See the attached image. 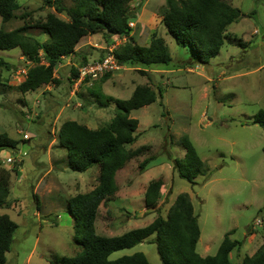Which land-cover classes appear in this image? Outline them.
<instances>
[{"label": "rangeland", "instance_id": "obj_1", "mask_svg": "<svg viewBox=\"0 0 264 264\" xmlns=\"http://www.w3.org/2000/svg\"><path fill=\"white\" fill-rule=\"evenodd\" d=\"M17 1L20 8L5 25L7 31L26 25L30 36L46 43L47 36L35 24L48 14L68 21L65 12L55 11L54 0ZM227 1L244 16L227 29L220 53L203 64L194 62L189 49L167 34L161 23L165 0H127L125 7L137 15V23L128 27L129 36L140 46H147L153 34L162 37L172 58L167 66L145 70L121 65L107 78L77 88L70 81L72 66H57L53 83L23 94L16 87L25 78L22 71L32 64L18 49L0 50V134L17 143L12 151H0V171L9 174L10 191L9 206L0 209V216L7 215L18 226L6 264H59L81 251L67 205L98 185L99 169L94 165L77 173L67 167V152L58 143L59 127L69 120L90 129L106 127L118 112L115 100L129 99L137 86H149L157 94L154 103L130 114L138 120L137 140L130 148L143 146L144 154L118 172L117 193L98 208L96 234L115 237L145 227L157 212L166 218L176 197L187 194L200 230L196 248L201 257L215 255L225 234L242 243L230 253L232 262L257 251L263 242L262 227L255 223H264V131L252 124V117L264 110V0ZM62 4L74 7L73 0ZM87 40L91 46L84 49L90 62L128 38L106 40L97 34ZM183 136L204 163L205 174L194 185L173 169L172 161L184 156L178 144ZM149 156L156 159L140 172L138 165ZM154 180L163 183L161 199L157 212L147 213L143 194ZM249 229L256 236L247 242ZM152 239L112 253L109 259L142 253L150 264H161Z\"/></svg>", "mask_w": 264, "mask_h": 264}, {"label": "trees", "instance_id": "obj_2", "mask_svg": "<svg viewBox=\"0 0 264 264\" xmlns=\"http://www.w3.org/2000/svg\"><path fill=\"white\" fill-rule=\"evenodd\" d=\"M73 1L74 7L71 9H66L62 0L52 3L56 12H65L68 21L48 14L43 21L35 24L34 28L47 36V42L43 43L28 34L31 27L26 25L5 30V25L15 18L14 13L20 5L17 0H0V50L18 49L32 64L24 80L16 87L20 93L35 91L53 83L54 68L62 58L76 55L75 47L86 36L101 34L106 40L109 37H127L122 46L114 49V57L120 65L147 70L151 66L171 62L162 38L153 34L147 46H140L135 44L134 37L129 36V23L134 22L137 15L130 14L126 9L127 0ZM47 4L52 6L50 1ZM243 16L227 0H165L161 23L178 46L189 49L195 57L194 62L203 64L219 54L227 37V29ZM86 59H81L82 64L87 63ZM104 76L107 78L108 74ZM76 77V70L72 67V85ZM158 95H161L160 90ZM156 99L157 94L149 86H137L129 99L115 100L118 112L106 127L90 129L75 121H65L60 125L57 138L60 147L67 152V167L82 173L97 165L99 174L98 185L92 191L77 194L68 201V212L74 221V239L81 251L74 257L62 258L59 264H150L142 253L116 260L109 257L151 237L150 243L155 244L161 264H264V242L252 256H245L239 263L232 262L230 253L239 250L242 243L231 240L229 234L224 235L215 255L201 257L196 248L200 230L189 196L178 195L166 218L157 212L163 186L161 180L149 182L143 194L146 212H157L149 225L115 237L96 234L95 219L99 206L105 205L118 191L115 180L117 171L144 154L143 146L135 150L129 148L137 140L135 131L138 127V120L131 118L130 114L151 105ZM252 124L264 131V110L252 117ZM178 144L184 150V156L172 161L173 169L179 178L194 185V180L205 174L204 163L187 136L181 137ZM16 145L15 140L4 133L0 134V151H12ZM262 152L264 154V146ZM155 159L153 156L145 158L138 165L139 171L143 172ZM8 182L9 174L0 171V209L9 206ZM17 228V224L7 215L0 216V264H6V255L11 250Z\"/></svg>", "mask_w": 264, "mask_h": 264}, {"label": "built area", "instance_id": "obj_3", "mask_svg": "<svg viewBox=\"0 0 264 264\" xmlns=\"http://www.w3.org/2000/svg\"><path fill=\"white\" fill-rule=\"evenodd\" d=\"M133 26L134 25L132 23L129 24L130 28ZM73 64L72 67L75 68L77 73V77L73 79V85L75 88L83 82L94 81L101 76L112 74L121 69V65L118 64L114 57V46L107 48L106 53L100 60L90 61L85 64L80 63L79 65H75V63ZM26 73L24 70L22 71V74L26 75ZM23 138L26 140L28 139V136L24 135ZM11 160L12 157H8L6 162L10 163ZM260 225V220L255 223V226L259 227Z\"/></svg>", "mask_w": 264, "mask_h": 264}, {"label": "crops", "instance_id": "obj_4", "mask_svg": "<svg viewBox=\"0 0 264 264\" xmlns=\"http://www.w3.org/2000/svg\"><path fill=\"white\" fill-rule=\"evenodd\" d=\"M232 1V0H231ZM229 4H231L230 2H229ZM231 6H232V4H231ZM233 7V6H232ZM233 8H235V7H233ZM236 9H238V8H236ZM165 11V8H163V10H162V14H163V12ZM241 12V11H240ZM242 13V12H241ZM154 14V13H153ZM161 17H162V15H161ZM135 23H137V21L135 20ZM256 31H254L253 33H255ZM94 36V35H93ZM91 38L92 36H86V37H83L81 40H86V38ZM160 38H162V37H160ZM163 39V38H162ZM80 40V41H81ZM151 40V39H150ZM150 40H149V43H150ZM164 40V39H163ZM164 42H165V40H164ZM91 44V41L90 40H87V41H84V43H82L81 45H77L76 47H75V52H76V55H72V56H69V57H66V58H63L62 59V61H61V63L58 65V68H66L67 66H72V64L73 63H75V65H79L80 63H82V60L81 59H83V57H86L87 59H89V55L88 54H86V49H84L86 46H91L90 45ZM223 47V46H222ZM167 48H168V46H167ZM222 49V48H221ZM168 51H169V49H168ZM221 51V50H220ZM220 53V52H219ZM169 54H170V52H169ZM170 58H171V55H170ZM215 58V57H214ZM171 60H172V58H171ZM89 62V61H88ZM74 65V64H73ZM180 65V64H179ZM167 66V65H166ZM153 68V66H151L149 69H147V70H150V69H152ZM151 72V71H150ZM160 73H163V72H160ZM72 87H74V85H72ZM40 89V88H39ZM69 121H71V120H69ZM87 127V126H86ZM136 142V141H135ZM134 144V143H133ZM131 146V145H130ZM130 146H129V148H130ZM130 149H132V148H130ZM132 161V160H131ZM131 161H129V162H127L125 165H124V167L122 168V169H120V170H118L117 171V173H116V175H115V180H116V182H117V179H116V176H117V174H118V172L119 171H121V170H123L126 166H128L129 164H132V163H130ZM128 164V165H127ZM148 168V167H147ZM147 168H145V170L147 169ZM144 170V171H145ZM148 185V184H147ZM145 210H143V212H144ZM261 221V225L259 226V227H262V239H263V234H264V232H263V229H264V223H263V221L262 220H260ZM250 230V229H249ZM253 230H255V227H253ZM250 232L251 233H249V236H248V238H247V242L248 241H250V239L252 238V237H255L256 236V233H255V231H252V230H250ZM231 239V238H230ZM231 240H233V239H231ZM235 241H237V240H235ZM264 242V241H263ZM263 242H262V244H263ZM261 244V245H262ZM260 245V246H261ZM241 246H242V244H241ZM241 246H240V248H241ZM259 246V247H260ZM258 247V248H259Z\"/></svg>", "mask_w": 264, "mask_h": 264}, {"label": "clouds", "instance_id": "obj_5", "mask_svg": "<svg viewBox=\"0 0 264 264\" xmlns=\"http://www.w3.org/2000/svg\"><path fill=\"white\" fill-rule=\"evenodd\" d=\"M63 59V58H62Z\"/></svg>", "mask_w": 264, "mask_h": 264}]
</instances>
